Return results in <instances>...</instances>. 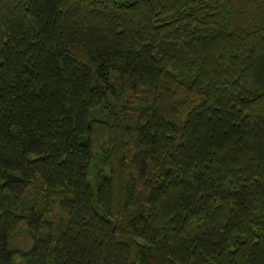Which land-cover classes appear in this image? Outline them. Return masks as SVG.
<instances>
[{
  "label": "trees",
  "instance_id": "trees-1",
  "mask_svg": "<svg viewBox=\"0 0 264 264\" xmlns=\"http://www.w3.org/2000/svg\"><path fill=\"white\" fill-rule=\"evenodd\" d=\"M0 264H264V0H0Z\"/></svg>",
  "mask_w": 264,
  "mask_h": 264
},
{
  "label": "rangeland",
  "instance_id": "rangeland-1",
  "mask_svg": "<svg viewBox=\"0 0 264 264\" xmlns=\"http://www.w3.org/2000/svg\"><path fill=\"white\" fill-rule=\"evenodd\" d=\"M31 195V192L28 194ZM11 246L19 250H27L31 244L30 236L24 231H15L10 239Z\"/></svg>",
  "mask_w": 264,
  "mask_h": 264
}]
</instances>
